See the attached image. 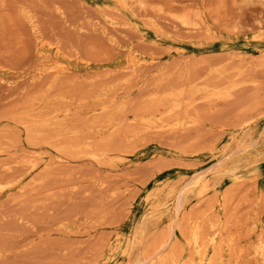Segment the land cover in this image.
Listing matches in <instances>:
<instances>
[{"label": "rangeland", "instance_id": "1", "mask_svg": "<svg viewBox=\"0 0 264 264\" xmlns=\"http://www.w3.org/2000/svg\"><path fill=\"white\" fill-rule=\"evenodd\" d=\"M262 257L264 0H0V264Z\"/></svg>", "mask_w": 264, "mask_h": 264}, {"label": "bare ground", "instance_id": "2", "mask_svg": "<svg viewBox=\"0 0 264 264\" xmlns=\"http://www.w3.org/2000/svg\"><path fill=\"white\" fill-rule=\"evenodd\" d=\"M114 55H115V54H114ZM117 55H118V54H117ZM112 56H113V55H112ZM113 57H114V56H113ZM111 58H112V57H111ZM34 59H35V58H34ZM130 68H131V67H130ZM174 106H175V105H174ZM159 107H160V106H159ZM162 107H163V106H162ZM164 107H165V106H164ZM162 110H164V109H162ZM156 111H157V110H156ZM156 111H155V112H156ZM170 112H171V111H170ZM170 112H168V113H170ZM156 113H157V112H156ZM161 113H162V112H161ZM161 113H160V114H161ZM150 114H151V113H150ZM152 114H153V112H152ZM256 116H258V115H256ZM249 118H250V117H249ZM251 118H253V117H251ZM254 118H255V117H254ZM159 119H160V118H159ZM157 120H158V119H157ZM158 121H159V120H158ZM253 121H254V120H253ZM244 122H245V121H244ZM240 123H241V122H240ZM241 124L243 125V121H242ZM241 124H239V125H241ZM246 124H247V123H246ZM244 126L246 127V125H244ZM245 127H244V128H245ZM226 148H227V147H226ZM258 155H259V154H258ZM259 158H260V157H259ZM259 158H258V159H259ZM255 160H256V159H255ZM248 161H250V160H248ZM241 164H242V163H241ZM241 164H240V165H241ZM218 165H219V164H218ZM243 165H244V164H243ZM245 165H247V164H245ZM246 168H247V167H246ZM246 168H245V169H246ZM211 169H212V168H211ZM207 171H209V170H207ZM205 172H206V171H205ZM205 172L203 171L202 174L205 173ZM200 174H201V173H200ZM229 175H230V174H229ZM204 182H205V181H204ZM188 183H189V182H188ZM188 183H187V184H188ZM187 184H185V185H187ZM201 185H202V184H201ZM184 189H185V188L183 187V190H184ZM209 189H210V188H209ZM183 190H182V191H183ZM182 191H181V193H182ZM205 191H207V190H205ZM208 191H209V190H208ZM179 192H180V191H179ZM203 192H204V191H203ZM179 195H181V194H179ZM179 195H177V196H179ZM178 201H179V199H178ZM178 201H177V205H176V207H175L174 209H176V208L178 209V208H179L180 204H179ZM179 209H180V208H179ZM176 211H177V210H176ZM178 211H179V210H178ZM205 212H206V211H205ZM202 214L204 215V212H202ZM200 217H201V213H200ZM199 224H200V222H199ZM192 225H194V224H192ZM195 225H196V224H195ZM193 227H195V226H193ZM211 227H213V225H212ZM195 228H196V227H195ZM197 228L200 229V226L198 227V224H197ZM197 228H196V229H197ZM198 229H197V230H198ZM190 231H191V230H190ZM194 231H195V230L193 229V233H194V234L196 233L195 236L197 237V232H196V231L194 232ZM198 231H201V230H198ZM216 232H218V231H216ZM216 232H215V234L217 235ZM193 233H192V235H194ZM199 233H201V232H198V234H199ZM213 233H214V232H213ZM201 234H202V233H201ZM189 235H190V234H189ZM216 235H215V236H216ZM200 236H201V235H199V237H200ZM212 236H214V234L211 235V239L213 238ZM196 237L193 238V240H194L193 242H194V243H195V241L197 240ZM201 237H203V236H201ZM189 239H190V238H189ZM198 241H199V242H198ZM198 241H196V244H197V242H198V244L201 243L200 240H198ZM202 241L204 242L203 239H202ZM210 241H212V240H210ZM210 241H208V242H210ZM208 242H207L206 244H208ZM212 242H214V241H212ZM190 244H191V241H190ZM201 244H202V243H201ZM204 244H205V242H204ZM206 244H205V245H206ZM216 244H217V243H216ZM188 245H189V244H188ZM202 245H203V244H202ZM203 246H204V245H203ZM203 246H202V247H203ZM215 246H216V245H215ZM215 246H214V247H215ZM161 247H162V246H161ZM200 247H201V246H200ZM204 247H205V246H204ZM190 248H192V247H190ZM205 248H206V247H205ZM205 248H204V249L201 248V249L204 251ZM160 249H161V248H160ZM160 249H159V250H160ZM198 250H199V247H198ZM213 250H214V249H213ZM193 251H194V246H193ZM195 252H196V251H195ZM192 253H193V256H195V255H194V252H192ZM202 253H203V252H202ZM212 253H214V251H213ZM195 254H196V253H195ZM215 254H216V253H214V255H215ZM200 255H201V258H199L200 256L198 255L199 261H201V259H202V257H203L202 254H201V252H200ZM178 257H179V256H178ZM211 257H212V255H211ZM211 257H210V259H211ZM172 259L175 260V259H177V258L175 257V259H174L173 257H171V260H172ZM179 259H180V258H179ZM179 259H177V260H179ZM212 259H213V258H212ZM217 259H218V258H217ZM262 259H263V257H262ZM162 260H163V259H162ZM162 260H161V261H162ZM173 260H172V261H173ZM192 260H193V258H192ZM192 260H191V261H192ZM263 260H264V259H263ZM163 261H164V260H163ZM191 261H190V263H191ZM212 261H213V260H212ZM214 261H215V259H214ZM217 261H218V260H217ZM175 262H176V260H175ZM192 262H193V264H194V261H192ZM201 262H202V261H201ZM208 262H209V261H208ZM210 262H211V261H210ZM176 263H177V262H176ZM176 263H173V264H176ZM183 263H184V262H183ZM190 263H189V264H190ZM162 264H163V262H162ZM185 264H186V262H185ZM199 264H201V263L199 262ZM208 264H211V263H208Z\"/></svg>", "mask_w": 264, "mask_h": 264}]
</instances>
